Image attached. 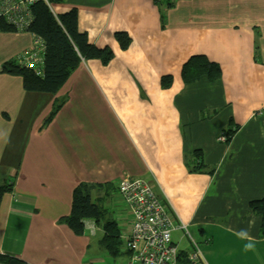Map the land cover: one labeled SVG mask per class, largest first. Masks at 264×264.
Returning <instances> with one entry per match:
<instances>
[{
  "label": "crops",
  "instance_id": "0c3cea01",
  "mask_svg": "<svg viewBox=\"0 0 264 264\" xmlns=\"http://www.w3.org/2000/svg\"><path fill=\"white\" fill-rule=\"evenodd\" d=\"M170 5L50 4L56 15L76 9L89 42L114 52L108 64L82 60L56 93L27 90L5 70L21 64L34 34L0 31V176L13 181L0 197V254L28 264H123L127 254L111 255L102 239L106 220L130 224L117 190L128 175L150 181L173 213L180 252L195 241L199 264H264L263 217L250 207L264 198V0ZM117 32L130 36L127 48ZM194 55L217 63L220 78L185 82ZM81 182L109 186L94 193L104 218L86 219L76 234L61 217ZM241 229L255 238L253 250L235 235Z\"/></svg>",
  "mask_w": 264,
  "mask_h": 264
},
{
  "label": "trees",
  "instance_id": "16d2710c",
  "mask_svg": "<svg viewBox=\"0 0 264 264\" xmlns=\"http://www.w3.org/2000/svg\"><path fill=\"white\" fill-rule=\"evenodd\" d=\"M60 0H29V9L32 19L28 25V31L39 38L45 46L41 73L10 61L5 70L9 73L23 77L24 87L27 90L56 93L67 82L72 72L80 65L82 60L98 59L103 64H108L114 57L110 47H98L89 42L85 32L78 28V14L76 9L56 15L51 10L50 4ZM169 6L170 1L157 0ZM18 31L14 25L5 18H0V31ZM118 39L123 49L130 44V36L126 32H117ZM221 69L217 63L210 61L205 55L192 56L182 68V78L185 82H193L202 76L210 81L220 78ZM172 75H165L161 79L164 88L172 84ZM231 132V131H230ZM196 156H200L196 151ZM191 168V167H190ZM194 170H201L191 168ZM212 173V171H210ZM108 184L81 182L73 190L71 211L61 217V221L76 234H82L85 230V220L94 219L100 221L105 216V210L100 202L94 198V193ZM13 181L2 179L0 176V197L3 193L12 190ZM109 186V185H108ZM251 209L262 215V229H264V198L252 200ZM121 227L116 220H106L104 223L105 235L102 243L106 250L114 256L124 253L122 251ZM202 249V248H201ZM191 251V250H190ZM188 251V252H190ZM187 254L180 252L179 259L187 264ZM0 264H28L22 259L0 254Z\"/></svg>",
  "mask_w": 264,
  "mask_h": 264
},
{
  "label": "built area",
  "instance_id": "2783aa9c",
  "mask_svg": "<svg viewBox=\"0 0 264 264\" xmlns=\"http://www.w3.org/2000/svg\"><path fill=\"white\" fill-rule=\"evenodd\" d=\"M29 5V0H0V18L25 31L32 19ZM44 49V43L35 37L34 46L24 53L20 63L40 74ZM117 190L131 217L128 228L121 232L122 251L127 254L123 264H180V250L172 239L176 219L152 183L125 175L118 182ZM186 258L193 264L205 261L198 242H192Z\"/></svg>",
  "mask_w": 264,
  "mask_h": 264
},
{
  "label": "clouds",
  "instance_id": "9594fccd",
  "mask_svg": "<svg viewBox=\"0 0 264 264\" xmlns=\"http://www.w3.org/2000/svg\"><path fill=\"white\" fill-rule=\"evenodd\" d=\"M254 223V220L249 221V226L251 227V225ZM235 235L241 240L246 241L244 245L245 251H251L255 248L257 242L246 229H241L240 231L236 232Z\"/></svg>",
  "mask_w": 264,
  "mask_h": 264
},
{
  "label": "rangeland",
  "instance_id": "374dc122",
  "mask_svg": "<svg viewBox=\"0 0 264 264\" xmlns=\"http://www.w3.org/2000/svg\"><path fill=\"white\" fill-rule=\"evenodd\" d=\"M119 193V192H118ZM117 195V194H116ZM120 195V194H119ZM121 196V195H120ZM129 221H130V217H129Z\"/></svg>",
  "mask_w": 264,
  "mask_h": 264
}]
</instances>
